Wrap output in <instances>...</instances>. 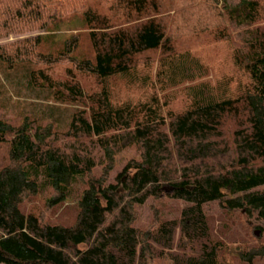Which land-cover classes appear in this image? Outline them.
<instances>
[{"label":"trees","instance_id":"trees-1","mask_svg":"<svg viewBox=\"0 0 264 264\" xmlns=\"http://www.w3.org/2000/svg\"><path fill=\"white\" fill-rule=\"evenodd\" d=\"M78 16L83 35L67 38L57 58L40 53L50 63L69 60L65 79L27 69L32 82L79 107L68 131L0 117V145L8 146L0 167V263L151 264L167 256L173 264H228L223 242L211 238L208 205L264 231V0H0V36L24 22L46 32L37 35L41 42L58 31L52 25ZM184 34L197 43L180 45L189 42ZM83 38L93 57L76 55ZM210 46L225 47L246 86L199 78L207 68L194 50ZM188 77L196 84L186 105L162 103L157 94ZM84 78L95 85L87 89ZM114 79L140 82L153 94L120 102ZM131 146L138 156L110 182L116 156ZM48 191L47 208L73 199V219L54 222L27 209ZM163 198L187 205L149 230L134 226L138 206ZM236 251L240 264H264V245Z\"/></svg>","mask_w":264,"mask_h":264},{"label":"rangeland","instance_id":"rangeland-1","mask_svg":"<svg viewBox=\"0 0 264 264\" xmlns=\"http://www.w3.org/2000/svg\"><path fill=\"white\" fill-rule=\"evenodd\" d=\"M31 25H25L24 22L12 24L7 29H2L0 36V49L4 52L3 59L0 57V117H3L13 124L21 123L24 118H35L40 125H50L55 131L66 133L69 128L73 113L78 110V106L65 104L57 99V95L49 92L47 87L42 89L39 84L32 82L28 68L36 71L41 69L48 71L54 80L65 79L66 69L71 67L68 61L62 62H46L40 57V53H53L54 58L63 52L65 40L72 35H83L84 22L81 17L65 18L58 26L52 25L50 30H59L54 35L49 34L42 37L41 42L37 41V35L45 34L46 32L39 28L32 30ZM22 31V32H19ZM81 32V33H80ZM189 34V33H187ZM187 34L181 37L185 41L180 42V45L195 44L194 37L189 38ZM193 36V34H190ZM84 37V36H83ZM183 43V44H182ZM1 51V50H0ZM194 53L199 57L200 61L207 68V72L199 78H204L207 82L215 85L220 81L226 80V77H231L236 86H246L247 77L243 72H238L231 67L229 55L224 46L222 47H203L194 50ZM76 55L92 56L94 55L88 39L83 38ZM153 65L151 71L157 69L159 57L153 55ZM13 62V63H12ZM37 74V73H36ZM201 74V73H200ZM90 78H84V85L88 89L95 84L88 82ZM188 80V81H187ZM190 78H185L180 83L168 89L167 92H159L157 95L163 102L171 103L174 109H182L186 105L187 95L191 86H195V82L189 81ZM140 82L134 84V81L129 79H114L111 81L113 93L120 102H139L145 100L153 94L146 87H140ZM78 107V108H77ZM138 156L136 147L131 146L122 150L116 156L114 169L110 174V182L115 180V177L123 170L127 162ZM8 162V146L0 145V167ZM102 167L96 169L95 174L99 175ZM82 187L81 183L72 185V189L78 192ZM51 193L45 192L35 197V199L27 204L29 211L43 213L49 216L52 221L68 222L75 216V206L72 200L68 201L62 207L57 209L47 208L45 205L46 199ZM187 205L183 200H175L170 198L150 199L146 204L138 206V218L134 226L142 230H149L160 220L174 219L179 217L181 210ZM208 213L209 224L211 227V238L213 241H222L226 249L228 264H240L237 251L235 248L244 247L252 249L260 248L264 245L263 234L258 228L236 213L227 212L217 203H212L206 208ZM59 211V213H58ZM57 214L60 216L57 218ZM59 219V220H58ZM256 223V222H255ZM259 233V240L254 239V235ZM261 235V236H260ZM257 236V235H256ZM2 264V263H0ZM151 264H173L172 260L167 256L156 258Z\"/></svg>","mask_w":264,"mask_h":264},{"label":"crops","instance_id":"crops-1","mask_svg":"<svg viewBox=\"0 0 264 264\" xmlns=\"http://www.w3.org/2000/svg\"><path fill=\"white\" fill-rule=\"evenodd\" d=\"M59 29H60V28H59ZM59 29H58V30H59ZM59 31H60V30H59Z\"/></svg>","mask_w":264,"mask_h":264}]
</instances>
